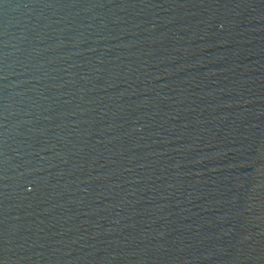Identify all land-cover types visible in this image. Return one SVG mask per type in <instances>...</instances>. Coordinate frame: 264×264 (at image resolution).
I'll return each mask as SVG.
<instances>
[{"label":"water","instance_id":"water-1","mask_svg":"<svg viewBox=\"0 0 264 264\" xmlns=\"http://www.w3.org/2000/svg\"><path fill=\"white\" fill-rule=\"evenodd\" d=\"M0 264H264V0H0Z\"/></svg>","mask_w":264,"mask_h":264}]
</instances>
